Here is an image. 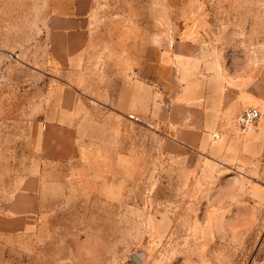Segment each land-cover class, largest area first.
Segmentation results:
<instances>
[{
	"label": "rangeland",
	"instance_id": "obj_1",
	"mask_svg": "<svg viewBox=\"0 0 264 264\" xmlns=\"http://www.w3.org/2000/svg\"><path fill=\"white\" fill-rule=\"evenodd\" d=\"M92 2L94 40L111 61L186 27L221 59L264 38V0ZM45 15L46 0H0V213L38 165L43 184L31 225L0 233V264H264V187L248 171L177 160L141 123L81 140L73 159L39 157Z\"/></svg>",
	"mask_w": 264,
	"mask_h": 264
},
{
	"label": "crops",
	"instance_id": "obj_2",
	"mask_svg": "<svg viewBox=\"0 0 264 264\" xmlns=\"http://www.w3.org/2000/svg\"><path fill=\"white\" fill-rule=\"evenodd\" d=\"M92 4L46 0L49 85L39 109V157L73 159L81 140L97 142L100 131L141 123L163 133L177 160L190 153L214 168L248 171L264 187V38L243 57L233 58L230 50L221 59L186 27L170 40L166 32L154 33L139 56L125 48L111 61V51L94 40ZM251 106L261 116L252 131L241 133L235 117ZM42 185L39 165L23 174L0 213V233L31 225L42 208Z\"/></svg>",
	"mask_w": 264,
	"mask_h": 264
},
{
	"label": "built area",
	"instance_id": "obj_3",
	"mask_svg": "<svg viewBox=\"0 0 264 264\" xmlns=\"http://www.w3.org/2000/svg\"><path fill=\"white\" fill-rule=\"evenodd\" d=\"M261 114L256 107L244 108L237 117V126L241 133L252 131Z\"/></svg>",
	"mask_w": 264,
	"mask_h": 264
}]
</instances>
